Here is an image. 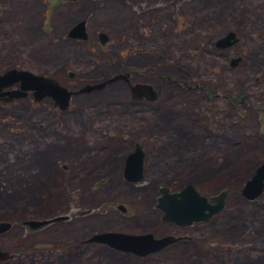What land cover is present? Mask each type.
<instances>
[{
	"label": "rangeland",
	"instance_id": "374dc122",
	"mask_svg": "<svg viewBox=\"0 0 264 264\" xmlns=\"http://www.w3.org/2000/svg\"><path fill=\"white\" fill-rule=\"evenodd\" d=\"M79 21L85 38L68 37ZM228 32L235 42L217 45ZM9 68L72 91L126 79L63 110L30 92L0 101V249L11 255L0 264H264V180L254 198L240 193L264 162V0H0V73ZM135 84L157 95L133 99ZM136 144L141 178L128 181ZM185 183L210 204L223 192L221 208L162 220L159 188ZM102 232L174 240L139 256L86 242Z\"/></svg>",
	"mask_w": 264,
	"mask_h": 264
},
{
	"label": "water",
	"instance_id": "95a60500",
	"mask_svg": "<svg viewBox=\"0 0 264 264\" xmlns=\"http://www.w3.org/2000/svg\"><path fill=\"white\" fill-rule=\"evenodd\" d=\"M67 36L70 38L84 39L83 22L79 21L73 25L68 30ZM97 38L101 44L106 40V36L103 33H98ZM233 42H235L234 35L228 32L224 37L218 39L216 44L220 47H225ZM232 62L234 64L236 61L234 60ZM119 79L125 80L126 77L124 74H117L97 83L84 84L80 89L72 91L58 83L54 78L34 74L24 69L9 68L0 73V101L8 102L22 98L27 95V92H30L34 101L47 97L53 101L54 106L63 110L67 107L71 95L97 90ZM11 86H15L16 88L9 89ZM129 89L131 98L133 99L145 97L152 100L154 98L153 93H150L152 90L151 87L146 84L129 85ZM142 155L143 152L140 146L136 144L133 150L125 157L123 177L126 180L137 181L141 178ZM263 180L264 162L259 164L253 170L249 179L244 182L240 191L241 195L246 199H252L257 196L262 189ZM159 192L161 195L157 197L156 206L162 211L161 219L171 221L176 225H188L193 221L204 220L217 212L222 205L223 192L211 197V200L215 201V203L210 204L190 184H185L178 192L168 193L164 187L159 188ZM65 218V216H56L46 220H25L23 221V225L29 229H35L49 223V221H59ZM8 228L9 223L0 221V233L6 231ZM173 240L174 238L171 236L156 239L150 234L136 235L102 232L92 234L86 239V242H96L119 251L132 252L133 254L144 256L155 253ZM10 257L11 255L9 253L0 249V261Z\"/></svg>",
	"mask_w": 264,
	"mask_h": 264
},
{
	"label": "flooded vegetation",
	"instance_id": "af4514ba",
	"mask_svg": "<svg viewBox=\"0 0 264 264\" xmlns=\"http://www.w3.org/2000/svg\"><path fill=\"white\" fill-rule=\"evenodd\" d=\"M150 93H153V95H154V97L157 95V92L156 91H154V90H152V92L150 91ZM30 94V93H29ZM31 95V94H30ZM147 100H149V99H147ZM153 100V99H152ZM149 101H151V100H149Z\"/></svg>",
	"mask_w": 264,
	"mask_h": 264
},
{
	"label": "bare ground",
	"instance_id": "6f19581e",
	"mask_svg": "<svg viewBox=\"0 0 264 264\" xmlns=\"http://www.w3.org/2000/svg\"><path fill=\"white\" fill-rule=\"evenodd\" d=\"M151 91H152V90H151ZM27 94H28V92H27ZM154 98H155V97H154ZM154 98H153V99H154ZM187 184H190V185L193 187V185H192L191 183H187Z\"/></svg>",
	"mask_w": 264,
	"mask_h": 264
},
{
	"label": "trees",
	"instance_id": "16d2710c",
	"mask_svg": "<svg viewBox=\"0 0 264 264\" xmlns=\"http://www.w3.org/2000/svg\"><path fill=\"white\" fill-rule=\"evenodd\" d=\"M185 184H187V183H185ZM185 184H184V185H185Z\"/></svg>",
	"mask_w": 264,
	"mask_h": 264
}]
</instances>
